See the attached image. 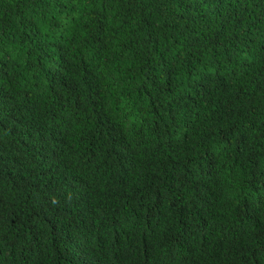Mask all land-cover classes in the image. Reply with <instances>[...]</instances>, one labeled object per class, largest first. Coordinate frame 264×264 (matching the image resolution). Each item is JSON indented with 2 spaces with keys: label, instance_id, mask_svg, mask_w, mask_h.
Masks as SVG:
<instances>
[{
  "label": "trees",
  "instance_id": "1",
  "mask_svg": "<svg viewBox=\"0 0 264 264\" xmlns=\"http://www.w3.org/2000/svg\"><path fill=\"white\" fill-rule=\"evenodd\" d=\"M0 264H264V0H0Z\"/></svg>",
  "mask_w": 264,
  "mask_h": 264
}]
</instances>
